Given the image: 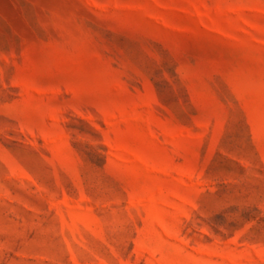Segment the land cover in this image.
<instances>
[{
	"label": "rangeland",
	"instance_id": "1",
	"mask_svg": "<svg viewBox=\"0 0 264 264\" xmlns=\"http://www.w3.org/2000/svg\"><path fill=\"white\" fill-rule=\"evenodd\" d=\"M0 264H264V0H0Z\"/></svg>",
	"mask_w": 264,
	"mask_h": 264
}]
</instances>
